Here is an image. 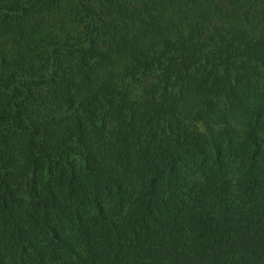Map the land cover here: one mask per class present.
<instances>
[{
  "label": "trees",
  "instance_id": "obj_1",
  "mask_svg": "<svg viewBox=\"0 0 264 264\" xmlns=\"http://www.w3.org/2000/svg\"><path fill=\"white\" fill-rule=\"evenodd\" d=\"M0 264H264V0H0Z\"/></svg>",
  "mask_w": 264,
  "mask_h": 264
}]
</instances>
